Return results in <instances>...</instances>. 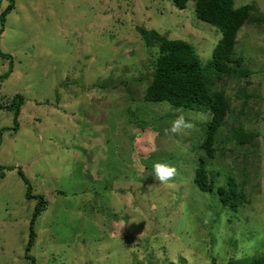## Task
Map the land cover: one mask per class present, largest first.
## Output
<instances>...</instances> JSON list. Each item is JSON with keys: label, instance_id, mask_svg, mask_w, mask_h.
<instances>
[{"label": "rangeland", "instance_id": "obj_1", "mask_svg": "<svg viewBox=\"0 0 264 264\" xmlns=\"http://www.w3.org/2000/svg\"><path fill=\"white\" fill-rule=\"evenodd\" d=\"M11 1L0 22V51L10 56L0 55V264H225L263 253L264 0H234L255 3L257 20L237 34L251 74L225 84L226 128L242 122L257 135L218 142L206 160L215 186L247 179L236 211L193 180L208 113L143 100L157 49L137 26L186 40L203 64L211 57L221 34L192 0L184 9L172 0H0V16ZM245 79L259 96L239 115ZM16 97L15 121L7 105ZM180 115L192 127L173 134ZM157 162L177 169L169 185L155 180ZM19 168L47 200L28 252L37 198L26 197Z\"/></svg>", "mask_w": 264, "mask_h": 264}, {"label": "trees", "instance_id": "obj_2", "mask_svg": "<svg viewBox=\"0 0 264 264\" xmlns=\"http://www.w3.org/2000/svg\"><path fill=\"white\" fill-rule=\"evenodd\" d=\"M172 1L177 8L184 9L189 0ZM192 1L194 2L196 16L220 31L221 36L213 48L211 57L203 64L193 45L186 40L169 38L155 29L137 26L144 45L151 50L152 48L157 49L155 57L150 63L152 72L143 92V100L149 102L166 101L172 108L208 113L209 118L206 121L198 145L204 155L198 157L193 180L201 191H214L223 208L236 211L246 201L243 187L247 184V179H243L239 184H236L234 178L229 176L226 185L215 186L214 178L217 173H212L206 165V160L215 157V144H218V142L222 144L234 140L243 145L252 143L253 138L257 135L253 130H246L242 122H237V125L232 124L229 129L226 128L227 117L232 112L233 107L231 104L232 99L225 88L227 81L236 78V83H238L242 78H248L251 74V71L244 65V57L236 51V43L239 29L243 25L251 24L254 20H257L253 15L256 5L252 2L236 6L234 0ZM12 8L13 2L11 1L1 13V27L3 26L5 14ZM0 55L10 57L1 51ZM10 65L12 66V64ZM1 77H4V75H1ZM245 81V85L239 86L235 94L240 103L237 112L239 115L244 114V108L248 105L251 97L259 96L247 92L251 81L249 79H245ZM7 106L15 107L14 118L16 121L19 109L17 97ZM223 130L226 132V137L221 140L218 135ZM225 147V145H222L221 148L225 150ZM17 172L26 184V197L37 198V204L29 220L28 241L25 245V250L28 252L36 237V217L46 208L47 200L42 195L32 194L30 183L24 176L23 171L19 168ZM126 187L128 186L126 185ZM123 190L122 188L121 193ZM30 264H34V262L32 261ZM166 264L176 263L167 261ZM225 264H264V251L260 254L251 255L247 260L230 258Z\"/></svg>", "mask_w": 264, "mask_h": 264}, {"label": "clouds", "instance_id": "obj_3", "mask_svg": "<svg viewBox=\"0 0 264 264\" xmlns=\"http://www.w3.org/2000/svg\"><path fill=\"white\" fill-rule=\"evenodd\" d=\"M191 127L192 124L186 122L185 117L180 115L172 122L171 128L168 131L175 134ZM153 168L155 180L159 181V183L162 185H169V182L174 179L177 172L175 166L167 163L157 162L154 164Z\"/></svg>", "mask_w": 264, "mask_h": 264}]
</instances>
